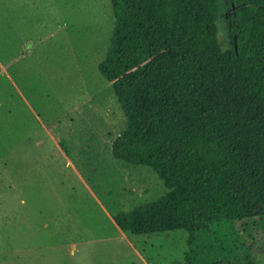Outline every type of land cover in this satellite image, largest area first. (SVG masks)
Returning <instances> with one entry per match:
<instances>
[{
    "label": "rangeland",
    "instance_id": "1",
    "mask_svg": "<svg viewBox=\"0 0 264 264\" xmlns=\"http://www.w3.org/2000/svg\"><path fill=\"white\" fill-rule=\"evenodd\" d=\"M113 20L110 0H0V264H189V231L132 236L113 221L167 192L151 168L111 156L126 122L97 67ZM234 219L255 224L264 264V207Z\"/></svg>",
    "mask_w": 264,
    "mask_h": 264
},
{
    "label": "trees",
    "instance_id": "2",
    "mask_svg": "<svg viewBox=\"0 0 264 264\" xmlns=\"http://www.w3.org/2000/svg\"><path fill=\"white\" fill-rule=\"evenodd\" d=\"M226 3L223 50L218 0H110L97 67L126 122L111 156L167 189L113 221L132 236L189 231V264H259L255 224L232 218L264 207V0ZM222 223L231 234L217 237Z\"/></svg>",
    "mask_w": 264,
    "mask_h": 264
},
{
    "label": "water",
    "instance_id": "3",
    "mask_svg": "<svg viewBox=\"0 0 264 264\" xmlns=\"http://www.w3.org/2000/svg\"><path fill=\"white\" fill-rule=\"evenodd\" d=\"M232 8H233V4H232ZM234 48L236 50V41H235V39H234Z\"/></svg>",
    "mask_w": 264,
    "mask_h": 264
},
{
    "label": "crops",
    "instance_id": "4",
    "mask_svg": "<svg viewBox=\"0 0 264 264\" xmlns=\"http://www.w3.org/2000/svg\"><path fill=\"white\" fill-rule=\"evenodd\" d=\"M118 228V227H117ZM119 229V228H118ZM120 230V229H119ZM121 231V230H120Z\"/></svg>",
    "mask_w": 264,
    "mask_h": 264
}]
</instances>
